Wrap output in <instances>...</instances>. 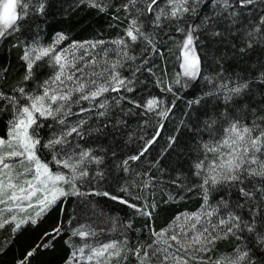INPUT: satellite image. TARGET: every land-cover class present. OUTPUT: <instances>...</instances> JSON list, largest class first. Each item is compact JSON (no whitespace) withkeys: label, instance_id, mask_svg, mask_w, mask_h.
Wrapping results in <instances>:
<instances>
[{"label":"trees","instance_id":"16d2710c","mask_svg":"<svg viewBox=\"0 0 264 264\" xmlns=\"http://www.w3.org/2000/svg\"><path fill=\"white\" fill-rule=\"evenodd\" d=\"M99 2L106 5L104 11L91 7L87 0H28V14L19 22L17 30L0 38V91L16 96L19 93L15 90L20 87L30 93L40 91V86L54 76L57 68L45 57L34 65L30 79L25 81L24 76L28 70L22 56L32 46H54L53 42L58 34H62L65 39L54 47L70 61L75 58L79 67H84L87 63L86 72L89 78L93 71H101L105 60L119 59L115 52H108L106 55L102 49L116 48L111 41L124 37V29L136 12H125L122 5L127 0ZM158 3L161 7L165 6V0H158ZM144 4L145 0H139L136 7L143 9ZM201 9L199 15L187 17L190 23L200 24L203 15L212 13L210 4L202 5ZM236 11L241 13L237 24L229 27L227 21H221L214 29L202 28L194 34L198 37L195 50L201 60V71L197 80L187 81L188 87L183 86L187 80L183 76L179 77L181 84L175 83L181 72L180 44L184 38L176 30V22L165 21L160 28L154 30V14L145 11L138 16V22L143 24V31L154 35L156 50L153 51L152 46L143 41L131 45L129 55L136 59L125 60L118 71L123 78L132 81L129 86L133 90L105 93L100 99L107 98L110 107L104 117L97 115L103 109L93 108L98 101L73 103L71 107L74 114L67 117L69 124L81 119L87 121L84 125V138L69 139L83 148L92 149L96 156L103 158V163L85 165L89 176L76 181L79 192L84 195L61 197L38 218L34 214V208L21 211L12 207V202L0 204V221H9L0 227V264H18L32 249L36 251L28 259V264H67L74 246L83 240H89L92 244L113 241L127 249L147 248L157 239L153 232L163 231L168 236L173 233L169 229L178 217H181L183 223L190 214L203 213L208 205L218 207V213L212 218L202 217L205 223L209 219L217 221L220 216L226 218L229 210H235L247 222L255 212L257 229L264 233V220L259 215L264 212V207L255 208L252 212L249 211L248 204H244L242 208L236 207L238 203H244L239 193L240 185L232 187L221 184L211 188L208 205H205L203 189L200 187L203 174L195 175V163L205 156L203 143L219 139L222 128L227 126L221 117L222 113L231 112L249 122L252 119L250 115L242 116L232 103L225 106L222 97L217 99L204 96V93L211 91L213 85H219L221 78L230 86L248 82L250 88L235 98L236 103L245 112L250 108L264 107V83H261L264 78V31L256 33L253 38L247 35L257 27L264 28L260 24L261 17H264V0H256L250 8H237ZM181 24L186 27L183 22ZM210 30L223 35L212 36ZM97 41L104 43L94 49L86 43ZM249 42L251 47H248ZM80 44L85 47L79 48ZM241 48L244 49L243 52L240 51ZM94 59L100 64L92 65ZM76 75L80 76L81 73ZM169 86L172 87V92L166 90ZM121 96L124 99L117 105L115 99ZM201 96L204 98L200 104L189 106L190 101ZM150 98L163 101L156 111L147 112L144 107L137 108L129 103L131 100L143 105ZM80 108L93 110L76 115ZM167 108H171L167 117L157 115L158 111ZM12 118V106L6 101L0 102V139H8L9 121ZM211 118H216L218 122L210 134L205 128V122ZM41 123L44 126L39 129V137L46 142L60 126L51 119L42 120ZM96 129L99 130L94 131ZM154 136L155 142L147 145L146 142ZM172 137H175V142H172ZM145 147L147 151L140 156ZM7 151V146L0 149V153ZM38 155L53 171L59 170L68 174L67 169H59L52 161V154L48 149L41 148ZM133 155L140 158L129 160ZM125 160H128L126 166L123 164ZM10 161L15 172L19 173L23 165ZM97 171H102L103 176H97ZM253 185L259 186L256 180L251 183L245 181L247 188L252 189ZM63 187L66 191L70 189L67 184ZM122 188H127V192L120 191ZM103 191L120 196L142 209L147 205V210L152 215H141L125 204L95 194ZM221 200L228 202L227 209L223 207ZM259 203L264 205V201ZM153 204L155 210L151 207ZM13 215L17 217L15 222L12 221ZM22 218L27 219V222L13 232L15 223ZM30 218H36V224H32ZM184 226L186 231L190 222H185ZM57 227L61 231L55 239L52 235H46L52 234ZM78 229L90 234L85 238L73 235V231ZM182 230L183 228L175 234ZM188 235L191 236L192 233ZM180 238L185 239L183 235ZM48 243L49 247H43ZM159 247L163 248L165 245L161 243ZM237 248L249 253V261L241 264H264V244L257 242L255 232L247 231L242 233L240 240L235 236L224 237L221 233V238L209 245L207 251L190 249L187 252H177V247L174 246L169 249V254L182 256L187 264H213L224 257H234ZM111 262L138 264L136 256L131 252L126 256L114 257ZM167 264H175V261L170 259Z\"/></svg>","mask_w":264,"mask_h":264},{"label":"snow or ice","instance_id":"6c2138e0","mask_svg":"<svg viewBox=\"0 0 264 264\" xmlns=\"http://www.w3.org/2000/svg\"><path fill=\"white\" fill-rule=\"evenodd\" d=\"M87 2L91 7L98 8L100 11H104L106 8V5L99 2V0H87ZM138 2L139 0H127L122 5L125 12L130 13L133 10L136 12V15L130 18L127 28L124 29V37L127 40L121 37L111 41L112 44L116 45V48L102 49L106 55L108 52H115L119 59L105 60L101 71H93L90 78L86 72L87 63L84 67L77 66L75 58L70 61L66 55L54 46L47 48L33 46L25 50L22 56L28 70L24 76L25 81L30 79L34 65L45 57L49 58L57 71L49 80L43 82L40 86L41 90L38 92H26L24 87L15 90L19 93V96L15 94L6 95L0 91V102L6 101L13 108V118L9 121L8 139H0V149L4 146L9 149L7 152L0 153V204L12 202L19 205L24 201H28V207L30 208L33 206V198H36L39 193L42 198L36 200L40 207V210L36 213V218H38L55 205L61 197L84 195V193L79 192L76 181L89 176V171L85 165L91 163L100 165L103 163V158L96 156L92 149L83 148L79 143H73L69 139L70 137L83 139L86 135L84 125L87 121L81 119L69 124L67 117L74 114L72 104H79L81 101H98L93 105V108L103 109L97 115L104 117L108 114L110 107L107 98L100 99L105 93H120L121 90L131 92L133 90L129 86L132 81L123 78L118 71L125 60L134 61L136 59L135 56L129 55L131 45L137 41H143L151 45L153 51L156 50L154 35L143 31V24L138 22L139 15H143L145 11L154 14L152 20L154 30L160 28L165 21L169 23L176 22V30L182 33L184 38L180 44L183 58L180 64L181 72L178 74L175 83L181 84L179 77L183 76L187 78L183 86L188 87L187 81L197 80L201 71V60L195 50V42L198 37L194 34L202 28L214 29L215 25L221 21H227L229 27L237 24L241 13L236 9L250 8L256 3V0H165V6L163 7L159 5L158 0H145L143 9L136 7ZM206 4H210L212 13L203 15L200 24L190 23L187 17L199 15L202 10L201 6ZM29 8L28 0H0V38L7 36L11 31L17 30L19 22L28 14ZM181 22L186 27L182 26ZM260 24L264 26V17H261ZM262 31H264V28L257 27L254 32L250 31L247 35L249 38H253L256 33ZM210 34L212 36L223 35V33L214 30H210ZM64 39L65 37L62 34H58L53 45ZM86 43L94 49L104 42ZM251 46L252 44L249 42L248 47ZM78 47L84 48L85 45L80 44ZM240 51L243 52L244 49L241 48ZM80 59H83V57H80ZM99 64L100 62L95 59L92 61V65ZM76 73H81V75L77 76ZM261 83H264V78L261 79ZM249 88L248 82L230 86L228 82L221 78L219 85H213L211 91L204 93V96H213L217 99L222 97L225 106L232 103L235 105V110L240 112L242 116L247 117L250 115L252 117L249 122L247 119L242 120L234 116L231 112L222 113L221 117L227 126L222 128L219 139L203 143L204 159L195 163L194 167L196 169L195 175L200 176L203 174L200 187L203 189L205 205H208L210 189L217 185L226 184L232 187L240 185L239 193L244 203H238L237 208H242L244 204H248L249 211L252 212L255 208L264 207L259 203L264 201V107L250 108L249 111L245 112L235 100L236 97L241 96ZM166 90L173 91L171 86ZM203 98L201 96L190 101L189 106L200 104ZM121 99H124V97L121 96L119 99H115V103L119 105ZM129 103L134 104L137 108L144 107L147 112H153L159 108L163 101L150 98L143 105L131 100ZM93 108H80V112L75 114L80 115L92 111ZM170 111L171 108L163 109L158 111L157 115L162 118L167 117ZM48 119L54 121L60 128L58 131H54L52 136L44 142L39 137V129L44 126L41 121ZM217 122L216 118H211L205 122V128L210 131V134ZM117 123L121 122L117 121ZM48 127L52 126L48 125ZM158 135L159 132L156 133V136ZM155 139L154 136L151 140H148L147 145L154 143ZM171 140L175 142V137H172ZM41 148L48 149L52 154V161L59 169H67L68 174L59 170L53 171L47 162L42 161L38 155ZM145 151H147V147L140 153V156L144 155ZM140 156L133 155L129 157V160H138ZM10 160L28 166L24 168L22 173H16L14 165L9 163ZM123 164L126 166L128 160H125ZM125 170L127 171V168ZM96 175L102 177L103 172L97 171ZM21 177H24V179L21 180ZM18 180L20 183L16 182ZM252 180H256L259 186L253 185V188L249 189L245 186V181L251 183ZM173 183H176V181H173ZM64 184L70 186L68 191L64 189ZM120 191L127 192V188H122ZM95 194L125 204L141 215L149 217L152 215V212L147 210V205L142 209L136 204L107 191L96 192ZM253 201L257 203H252ZM221 204L225 209L228 208L227 201L221 200ZM151 207L155 210L154 204ZM20 210L23 211L24 209L21 207ZM217 213L218 207L208 205L203 213H192L185 218L186 222H190V226L187 227L186 231L182 230L181 233L168 236L163 231L153 232V236L157 239H154L147 248L127 249L117 242L102 244L99 248L90 250L88 259L92 260L94 257L107 256L106 264H108L112 258L126 256L131 252L136 256L138 264H157V262L167 264L170 259L174 260L175 264H187L182 256L170 255L169 249L176 246L177 252H187L190 249L203 252L208 250L209 245L214 244L217 239L221 238V233L224 237L235 236L236 239L240 240L244 231L255 232L257 242L264 244V233L259 232L257 229L255 212L247 222L235 210H229L226 218L220 216L217 221L209 219L205 223L202 219V217H215ZM259 215L264 220V212H260ZM36 218H30V222L36 224ZM16 220L17 217L13 215L12 221L15 222ZM25 222H27V219L22 218L15 223L13 232L17 231ZM7 223L9 221L3 219L0 221V227ZM198 225L199 227H197ZM60 231L61 229L57 227L53 229L52 234L46 235H52V238L55 239ZM189 233H192V235L189 236ZM89 234L82 229L73 231V235H78L81 238H85ZM182 235L185 237L184 240L180 238ZM169 241L173 243H169ZM161 243L165 247H159ZM153 245H156V247H153ZM49 246L50 243L43 245L45 248ZM35 251L36 249L28 251L24 259L18 261V264H28V259L35 254ZM84 251L83 247L76 250L81 254ZM76 252L73 253L68 264H72ZM249 259L248 251L237 248L234 257H224L223 260L214 261L213 264H241V262H247Z\"/></svg>","mask_w":264,"mask_h":264},{"label":"rangeland","instance_id":"374dc122","mask_svg":"<svg viewBox=\"0 0 264 264\" xmlns=\"http://www.w3.org/2000/svg\"><path fill=\"white\" fill-rule=\"evenodd\" d=\"M181 62H182V60H181ZM9 163H11V161H9ZM25 167H27L26 164L23 165V168L21 169V171L19 173H22L24 171V168ZM22 179H24V177H21V180ZM16 182L17 183H20L19 180L16 181ZM37 198H42V197H40V194L39 193H38V195H37L36 198H33V200H32L33 206L30 207V208H34V214H36L40 210L39 205L36 203ZM12 207H14L16 209H20L22 207L24 210L30 209L28 207V201H24L22 204H19V205L12 203ZM185 222L182 223L181 217L179 219H177L176 223L169 229L171 232H173V233H170L169 235H173V234L179 232V230H181V228H183V230H184L185 229V226H184ZM111 242H113V241H107V242H104V243L92 244L89 240L80 241L79 242V245L74 246L73 252H72V256H73V253L76 252V250L79 249V248H82L83 247L85 249V251H84L83 254H81L79 252H76V257H75L74 260H72V264H106L107 256H105V257H98V258L97 257H94L92 260H89L88 259V256L90 255V250L92 248H99L102 244H107V243H111ZM68 262H67V264H68ZM108 264H112V262L110 261V262H108Z\"/></svg>","mask_w":264,"mask_h":264}]
</instances>
